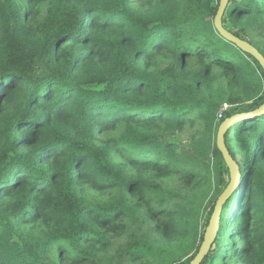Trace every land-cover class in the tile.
Here are the masks:
<instances>
[{
  "label": "trees",
  "instance_id": "trees-1",
  "mask_svg": "<svg viewBox=\"0 0 264 264\" xmlns=\"http://www.w3.org/2000/svg\"><path fill=\"white\" fill-rule=\"evenodd\" d=\"M218 5L0 0V264H189L229 182L218 126L264 103ZM222 23L264 56V0ZM224 141L240 185L200 264H264V112Z\"/></svg>",
  "mask_w": 264,
  "mask_h": 264
},
{
  "label": "water",
  "instance_id": "water-1",
  "mask_svg": "<svg viewBox=\"0 0 264 264\" xmlns=\"http://www.w3.org/2000/svg\"><path fill=\"white\" fill-rule=\"evenodd\" d=\"M229 0H219V5L216 11V14L213 19V23L218 32L223 35L228 40L234 42L238 47H240L243 51L251 54L261 65L264 70V56L258 51L256 47L247 42L244 39L238 38L224 28L222 23V17L224 15L225 8L228 4ZM264 112V103H262L256 109L249 112H239L235 113L229 117H226L218 126L216 132V146L218 150L221 152L224 162L229 171V182L226 187L222 190L219 196L216 199L214 204L213 211L208 220V224L205 228L203 240L199 246L198 251L195 256L190 260L189 264H200L204 256L207 254L210 249L211 244L213 243L220 220V211L223 203L229 198V196L236 191V189L240 185L241 173L238 164L230 155L224 141V135L226 130L233 125L235 122L244 119L249 116H258Z\"/></svg>",
  "mask_w": 264,
  "mask_h": 264
},
{
  "label": "built area",
  "instance_id": "built-area-1",
  "mask_svg": "<svg viewBox=\"0 0 264 264\" xmlns=\"http://www.w3.org/2000/svg\"><path fill=\"white\" fill-rule=\"evenodd\" d=\"M226 108V104L222 107V109ZM222 109L220 110V112L218 113V117H221L222 115Z\"/></svg>",
  "mask_w": 264,
  "mask_h": 264
},
{
  "label": "rangeland",
  "instance_id": "rangeland-1",
  "mask_svg": "<svg viewBox=\"0 0 264 264\" xmlns=\"http://www.w3.org/2000/svg\"><path fill=\"white\" fill-rule=\"evenodd\" d=\"M205 215H207V214L205 213ZM205 215H203L202 218H203ZM239 215H240V213H239ZM239 215H238V216H239ZM202 218H201V220H202ZM237 219H238V218H237ZM236 221H237V220H236ZM235 227H236V225L233 224V228H235Z\"/></svg>",
  "mask_w": 264,
  "mask_h": 264
}]
</instances>
